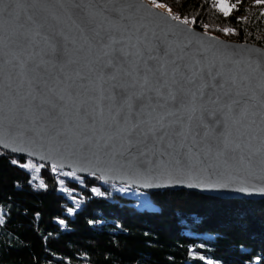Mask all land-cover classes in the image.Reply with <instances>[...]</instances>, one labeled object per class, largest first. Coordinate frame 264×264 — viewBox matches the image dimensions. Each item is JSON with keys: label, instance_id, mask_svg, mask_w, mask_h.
Instances as JSON below:
<instances>
[{"label": "water", "instance_id": "water-1", "mask_svg": "<svg viewBox=\"0 0 264 264\" xmlns=\"http://www.w3.org/2000/svg\"><path fill=\"white\" fill-rule=\"evenodd\" d=\"M82 2L93 5L92 14L98 24L125 40L129 47L135 45L131 48L133 54L159 44L175 55L183 53L187 45L188 54L184 60L191 66L202 53L204 60L200 67L211 69L215 65L225 80L235 79L237 87L233 91L239 92L237 98H246L248 102L236 111L221 106L218 109L222 121L219 133L216 129H209L207 138L192 152L186 153V164L178 163L175 156L165 155L163 158L157 156L155 165L149 162L146 168H142L134 157L125 159L118 155L124 150L123 141L111 139L113 132L108 125L112 123V117L107 109L103 115H97L92 102L86 106L90 114L96 116L94 127L83 115L77 114V104L69 101L65 111L69 123L63 135L41 134L38 128L25 122L21 109L27 107L23 97L30 90L32 74L28 67L45 59L47 45L32 34L24 21L34 8L46 13H60L67 19L74 7L73 0H47L42 4L19 0L15 8L19 19L8 14L10 0H3L0 3V9H3L0 13V150L51 165L60 171L81 177L93 175L104 183L142 192L183 190L220 199L264 200V49L198 31L182 20H173L171 15L145 0ZM114 8L119 11L120 19H111ZM128 25L130 31H126ZM79 43L83 44L84 39L81 38ZM102 55V51L94 48L87 62L98 67L96 57ZM74 59L78 63L63 66V74L70 77L68 84L73 90L84 93L78 97V102L88 100L89 96H98L102 88L110 90L109 84L97 80L95 74L83 66L85 60L82 57L74 55ZM171 69L172 65L168 64L166 79L169 84ZM50 70L60 75V68L50 67ZM78 70L89 76L85 88L75 75ZM241 82L243 87H240ZM203 83L199 81L197 86ZM67 86L60 85L61 88ZM187 87L195 91L194 86ZM191 107L179 115H190ZM195 107L196 117L201 118L198 100ZM105 142L111 145L110 149L105 148ZM149 156L151 159V153Z\"/></svg>", "mask_w": 264, "mask_h": 264}, {"label": "trees", "instance_id": "trees-1", "mask_svg": "<svg viewBox=\"0 0 264 264\" xmlns=\"http://www.w3.org/2000/svg\"><path fill=\"white\" fill-rule=\"evenodd\" d=\"M145 1L264 49L256 0L227 17L212 0ZM118 187L0 150V264H264V200L165 190L139 209Z\"/></svg>", "mask_w": 264, "mask_h": 264}, {"label": "snow or ice", "instance_id": "snow-or-ice-1", "mask_svg": "<svg viewBox=\"0 0 264 264\" xmlns=\"http://www.w3.org/2000/svg\"><path fill=\"white\" fill-rule=\"evenodd\" d=\"M46 2L32 0L33 4ZM261 2L264 0H257V3ZM18 4L19 0H10L8 5V14L15 19H19V15L15 14ZM73 6L67 19L60 13H46L40 8H34L25 17L24 22L32 34L43 39L47 45L45 59L28 67L32 78L29 81L30 90L23 97L27 107L21 109L25 122L38 128L41 134L63 135L69 123L65 119L69 101L77 104V114L83 115L94 127L96 116L91 115L86 106L92 102L97 115H103L107 109L112 117V123L108 125L113 132L111 139L123 141L124 150L118 155L125 159L134 157L142 168H146L149 162L155 165L156 157L163 158L165 155L175 156L178 163L186 164V153L192 152L207 138L209 129H216L219 133L222 121L218 109L222 106L236 111L248 102L246 98H237L239 92L233 91L237 87L235 79L225 80L215 65L211 69L200 67L204 60L202 53L191 66L184 60L188 54L187 45L183 53L175 55L159 44L133 54L131 48L135 45L129 47L125 40L96 22L92 14L93 5L73 0ZM216 6L225 17L236 7L227 0H216ZM156 7L163 5L156 4ZM2 12L3 9H0ZM261 15L264 16V12ZM111 19H120V13L115 8ZM172 19L180 20V17L172 16ZM182 22L188 23L187 20ZM130 30L131 26H126V31ZM224 32L234 34L231 28H225ZM81 38L84 39L83 44L79 43ZM94 48L103 53L96 57L98 67L87 62ZM74 55L82 57L85 60L83 66L94 73L97 80L109 84L110 90L102 88L98 96H89L88 100L78 102V97L84 93L73 90L68 84L70 77L63 74V66L78 63ZM168 64L172 65L171 84L166 79L169 76ZM50 67L60 68V75L54 74ZM75 75L81 87L85 88L89 76L79 70ZM199 81H204L203 85L197 86ZM61 84L68 86L61 88ZM187 85L194 86L195 91ZM243 86L241 82L240 87ZM97 99L99 103H95ZM197 100L201 105V118L195 115ZM190 106V115H179ZM105 148L110 149L111 145L105 142Z\"/></svg>", "mask_w": 264, "mask_h": 264}, {"label": "rangeland", "instance_id": "rangeland-1", "mask_svg": "<svg viewBox=\"0 0 264 264\" xmlns=\"http://www.w3.org/2000/svg\"><path fill=\"white\" fill-rule=\"evenodd\" d=\"M215 3L216 6V0H212ZM252 0H227V3H229L230 5H236V7L232 10V12L238 8H244V7H248L251 4ZM150 4V3H149ZM255 5H261V13L264 12V2L261 3H257V0L254 2ZM153 6V5H152ZM155 7V6H153ZM161 11H164L162 7L158 8L155 7ZM216 8L218 9V7L216 6ZM219 10V9H218ZM165 12V11H164ZM167 13V12H166ZM222 13V12H221ZM263 20H264V16H263ZM26 168H29V165L26 164L25 165ZM118 190L127 195V196H131L136 198V205L138 206L139 209H153L155 206H153V204L150 202L148 196L146 193L136 190V189H132L129 188L127 186H121V185H117Z\"/></svg>", "mask_w": 264, "mask_h": 264}]
</instances>
